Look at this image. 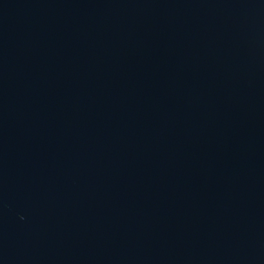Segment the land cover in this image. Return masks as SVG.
Listing matches in <instances>:
<instances>
[{
    "label": "water",
    "instance_id": "water-1",
    "mask_svg": "<svg viewBox=\"0 0 264 264\" xmlns=\"http://www.w3.org/2000/svg\"><path fill=\"white\" fill-rule=\"evenodd\" d=\"M0 264H264V0H0Z\"/></svg>",
    "mask_w": 264,
    "mask_h": 264
}]
</instances>
